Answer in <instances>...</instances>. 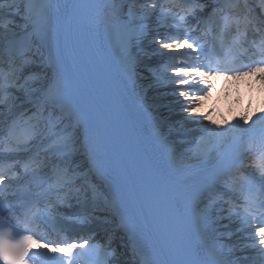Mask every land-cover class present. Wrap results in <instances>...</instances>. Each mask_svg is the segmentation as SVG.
<instances>
[{
	"label": "snow or ice",
	"instance_id": "6c2138e0",
	"mask_svg": "<svg viewBox=\"0 0 264 264\" xmlns=\"http://www.w3.org/2000/svg\"><path fill=\"white\" fill-rule=\"evenodd\" d=\"M157 8L158 0H0V195L23 182L17 204H0L23 210L22 221L0 215V264H239L225 259L235 245L222 242L237 232L257 241L240 250L257 249L264 264V109L223 124L197 111L213 75L264 80V0ZM149 37L171 61L166 79L198 138L177 140L152 114L147 91L160 76L140 56ZM250 154L246 206L229 211L213 194H228L225 177ZM49 221L65 232L95 222L107 242L58 233L44 243L39 223Z\"/></svg>",
	"mask_w": 264,
	"mask_h": 264
},
{
	"label": "bare ground",
	"instance_id": "6f19581e",
	"mask_svg": "<svg viewBox=\"0 0 264 264\" xmlns=\"http://www.w3.org/2000/svg\"><path fill=\"white\" fill-rule=\"evenodd\" d=\"M158 10V8H157ZM155 19V18H153ZM151 40V37H149L148 40H146L144 42V44L146 45L145 48H147L146 50H143L140 52V56L143 60L144 63H151L154 61V58H157L158 56H161L162 58H165V56L163 55H157L155 54L157 46L151 44L149 41ZM154 83V81H153ZM157 91H163L167 92L166 87H163L161 84L156 85L155 87H157ZM262 87L264 88V85H262ZM146 89H147V85H146ZM153 90H148L147 93H151ZM252 90H246L243 91L241 89H239L237 92H233L231 95V97L229 95H223L221 100L219 102H217V110L216 112H212L211 109V104H208V107H206L205 110H203V112L207 113L210 117V119H215L217 120L219 123L223 124L225 121H231L233 120V118H239L240 114L245 112V110L248 111V113H258L260 111V109H264V99L262 97H258L257 95L254 94V96L249 95L250 92ZM163 94V99L167 100V103H169L166 107H161L160 110H152V114L154 116H156L158 118V120L161 122H168L169 124H174L172 132H174L176 126L175 125H186L184 127V129L190 133L193 132L194 129H196V124H190L186 121L183 120V117L180 113H176L174 111H169V109H171V106L174 107L175 105H177V100L178 99H183V98H179L178 95H173V92L168 91V94L166 93H161ZM165 94V95H164ZM149 94H147V97ZM153 96L155 97H150L151 99H156V101H160L157 100V96L155 95V91H153ZM159 97V96H158ZM150 98H148V102H150ZM161 102V101H160ZM157 104V103H156ZM179 105V104H178ZM204 105H206L204 103ZM203 107H199L197 110H199L201 112V109ZM161 119V120H160ZM167 125V124H166ZM178 127V126H177ZM226 223V221H225ZM229 223V221H228ZM231 223H229V228H231ZM234 226V225H232ZM224 230L222 229V232ZM233 238V241L235 242V244L230 243L229 240H227L226 238L222 237V242L225 244H228L229 246L235 245V247H233L232 252H226L225 253V259L227 260H235L237 258H240L239 261H242L240 264H249V260L252 258V255L254 254L256 249L253 248H247L243 251L240 250V248L243 247L244 244H252V243H257V241H253L249 235H246L242 232H237L235 233L231 239ZM247 257V260H244V257Z\"/></svg>",
	"mask_w": 264,
	"mask_h": 264
},
{
	"label": "rangeland",
	"instance_id": "374dc122",
	"mask_svg": "<svg viewBox=\"0 0 264 264\" xmlns=\"http://www.w3.org/2000/svg\"><path fill=\"white\" fill-rule=\"evenodd\" d=\"M147 94H150V93H147ZM149 96V95H148ZM151 97H153V95H150ZM149 96V97H150ZM148 97V98H149ZM160 102H158V105H157V108H155V104H153L154 106H153V108H154V110H157L158 108H160V104H159ZM169 126H171L169 123H167V125L165 126V128L167 129ZM172 129H173V127L171 126V132H172ZM173 136L177 139V140H179V138L177 137V132L175 133V134H173Z\"/></svg>",
	"mask_w": 264,
	"mask_h": 264
}]
</instances>
